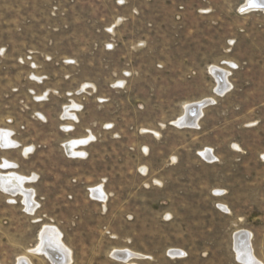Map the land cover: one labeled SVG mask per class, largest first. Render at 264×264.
Listing matches in <instances>:
<instances>
[{
    "label": "rangeland",
    "instance_id": "1",
    "mask_svg": "<svg viewBox=\"0 0 264 264\" xmlns=\"http://www.w3.org/2000/svg\"><path fill=\"white\" fill-rule=\"evenodd\" d=\"M246 4L0 0V135L17 143L0 173L36 203L0 188V264H56L32 251L45 226L69 264H248L239 231L264 264V10Z\"/></svg>",
    "mask_w": 264,
    "mask_h": 264
},
{
    "label": "bare ground",
    "instance_id": "2",
    "mask_svg": "<svg viewBox=\"0 0 264 264\" xmlns=\"http://www.w3.org/2000/svg\"><path fill=\"white\" fill-rule=\"evenodd\" d=\"M212 71L215 73V75L217 76V80H218V87H217L216 91L218 93H223L224 91H226L229 88V84H228L229 82H227L226 73L224 71L218 70L216 68H213ZM201 102H196L193 104L197 105ZM193 104H190V105H193ZM190 105H188L186 107V110L189 109ZM185 113H186V111H185ZM191 114H194V113L189 114V116L186 120V123H189V121H192V124H195L199 116H198V114L196 116L191 115ZM181 117H183V116H181ZM84 141L85 140H83V139L70 141L68 144H66V148L69 151L68 153L72 152L71 154H79V153L74 151V147L76 145L80 144L81 142H84ZM0 143L2 145H5V146H15L17 144L14 140H12L10 138V133H9V131H6V130L1 131ZM8 162H4L3 166L6 167L7 165H9ZM24 177L17 174V173H8V172H7V174L0 173V188L2 190L6 191L7 193L12 194V195H15L17 193H21L24 197L26 209L28 211H32L36 206V203L34 201V191L31 189H26L23 186L24 180H27ZM92 192H93V195L96 197H99L102 199L105 198L104 192H103L101 187H97V188L93 189ZM40 239L41 240H39L40 241L39 246L36 249L34 248L32 250L33 252H35V251L44 252L46 254V256H48L56 264H69V262H70V250L66 246H64L63 243L61 242L60 232L58 231V229L55 226L43 227V229L40 233ZM234 242H235V251L237 253V258L239 260L246 262L248 264H260L259 261H257V259L252 254V248L250 246V234L248 232L239 231L238 236L235 237ZM134 255H136V254H134L130 251L116 252V257L117 256L121 257V258L125 259V261L127 260V258H130L131 256H134Z\"/></svg>",
    "mask_w": 264,
    "mask_h": 264
},
{
    "label": "water",
    "instance_id": "3",
    "mask_svg": "<svg viewBox=\"0 0 264 264\" xmlns=\"http://www.w3.org/2000/svg\"><path fill=\"white\" fill-rule=\"evenodd\" d=\"M257 1V2H256ZM251 9H261L264 10V0H247V4L243 7V10H251ZM212 102V100H205L202 101L199 104H193L189 106V109L186 110V113L183 115V117H180L175 124L178 126H194L195 124H192V121H189V123H186V120L189 116L190 113H194L191 115H200L201 113V108L204 107L206 104ZM238 236V233L234 235V238Z\"/></svg>",
    "mask_w": 264,
    "mask_h": 264
}]
</instances>
